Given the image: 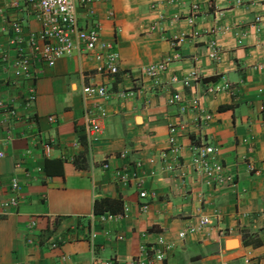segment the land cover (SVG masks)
<instances>
[{
  "label": "crops",
  "instance_id": "0c3cea01",
  "mask_svg": "<svg viewBox=\"0 0 264 264\" xmlns=\"http://www.w3.org/2000/svg\"><path fill=\"white\" fill-rule=\"evenodd\" d=\"M75 13L80 28L97 25L100 38L113 43L118 73L97 74L90 54L81 52L52 67L33 61L31 82L13 75L16 47L9 41L13 23L22 39L39 30L36 10L24 0H0V100L15 112L9 117L0 109V210L6 211L0 216V264H92V258L130 264L156 237L172 244L162 264H264V66L258 68L264 65V0H75ZM211 39L221 50L218 62L206 57ZM165 59L166 70L156 78L143 74ZM190 72L198 81L184 87L181 80ZM220 80L232 95L203 92L204 83ZM87 84L109 91L99 101L106 112L103 131L88 148L80 140V88ZM29 86L35 100L25 105ZM173 93L185 102L198 97L210 120L195 122L192 112L168 105ZM169 126L176 128V157L169 152ZM44 142L50 144L47 155ZM199 143L217 147L221 173L232 177V185H206L191 170V148ZM174 158L179 168L164 169ZM133 161L142 164V188L153 193L147 200L138 198L132 182L114 181L113 171ZM12 178L20 186L18 201L6 207ZM101 198L120 201L122 218L99 222L107 213L94 215L92 204ZM199 215L211 223L179 239ZM90 223L96 233L92 255ZM231 239L235 247L228 246Z\"/></svg>",
  "mask_w": 264,
  "mask_h": 264
},
{
  "label": "built area",
  "instance_id": "2783aa9c",
  "mask_svg": "<svg viewBox=\"0 0 264 264\" xmlns=\"http://www.w3.org/2000/svg\"><path fill=\"white\" fill-rule=\"evenodd\" d=\"M36 10V19L39 23V30L36 33L27 35L22 39L21 30L17 23L12 24V36L9 41L11 45L16 47V57L12 64L13 75L19 76L27 81L33 82L36 73L32 68L33 61L44 64L46 67H52L54 62L59 58L71 56L72 54H79L85 52L90 54L92 60L96 63L95 72L102 76L112 77L118 73V55L114 50L112 42L104 41L100 38L99 28L94 25L90 28H80L77 23L75 13V0H24ZM86 0H79L84 3ZM193 11L197 9L196 5L191 8ZM254 21H258L255 18ZM255 27V26H253ZM215 32L213 31L212 34ZM195 36L196 33L191 34ZM179 41V39H178ZM171 47L176 46L175 38L170 42ZM206 57L209 60L218 62L221 57V50L216 44L215 40L211 39L205 46ZM168 59L157 63L150 64L143 69V74L149 78H156L160 73L166 70ZM264 65H259L262 68ZM172 82H176V78L172 77ZM198 76L195 72H190L182 80L181 84L188 87L190 82H197ZM203 92L209 95L226 92L232 95V91L226 81H215L204 83ZM109 95V91L104 85H82L80 88V97L82 101V144L86 148L90 147L91 142L97 140L103 131V122L106 117L104 108L99 104V101L105 100ZM35 100V93L32 86L27 87L24 104L30 105ZM168 105H177L180 113L190 111L193 113L194 121L210 120V115L205 113L199 106V98L193 96L188 102L183 101V98L178 93H173L167 99ZM0 109L5 116L13 117L15 112L9 103L0 100ZM262 110V107L259 108ZM46 120L50 123L55 121L53 115L47 116ZM176 128L169 126L168 128V144L169 152L174 157L178 152V146L175 144ZM41 148L45 155L50 150L49 142L41 144ZM217 147L212 144L199 143L191 148V155L188 166L191 170L200 175L206 185L222 186L223 184L232 185L234 183L230 175H222V166L216 158ZM126 152H119L117 157L120 160L126 158ZM2 153L0 152V157ZM164 160V155L161 156ZM173 162L165 165L166 170L172 171L178 167L176 158ZM246 168L253 174H258V170L253 167L251 162L246 159ZM148 164H152V159H149ZM103 170H107L106 163L101 164ZM142 164L140 161H133L130 165L121 166L113 171L114 181L120 186H127L131 182L137 190V196L141 200L151 198L153 193H147L142 188L143 173ZM153 171L149 174L152 175ZM9 190L12 198L5 204V206L15 207L17 205L18 193L20 186L18 182L12 178L9 182ZM141 211H145L147 203L142 202L139 206ZM5 208L1 207L0 216H5ZM122 213L118 214H102L98 221H112L121 219ZM211 223L207 216L199 215L195 218V222L189 224L186 228L178 232L179 239L185 237L187 234H193L197 230L208 226ZM34 222L27 224L28 231H32ZM108 236L107 232H104ZM88 242L91 255L94 249V239L96 233L89 225ZM114 239L121 240L122 236L116 235ZM28 243L30 241L28 240ZM172 244L165 242L162 237H156L148 242L141 249L138 256L130 260V264H162L165 254L170 251ZM92 264H96V259L92 258ZM249 264V262H246ZM102 264H112L111 260L104 261Z\"/></svg>",
  "mask_w": 264,
  "mask_h": 264
},
{
  "label": "trees",
  "instance_id": "16d2710c",
  "mask_svg": "<svg viewBox=\"0 0 264 264\" xmlns=\"http://www.w3.org/2000/svg\"><path fill=\"white\" fill-rule=\"evenodd\" d=\"M82 140V136L80 137ZM46 172V170H45ZM118 214L122 213V204L118 200L109 199V198H101L99 200H94L92 204V213L94 215L102 214Z\"/></svg>",
  "mask_w": 264,
  "mask_h": 264
},
{
  "label": "water",
  "instance_id": "95a60500",
  "mask_svg": "<svg viewBox=\"0 0 264 264\" xmlns=\"http://www.w3.org/2000/svg\"><path fill=\"white\" fill-rule=\"evenodd\" d=\"M228 246L229 247H235V240H233V239L229 240Z\"/></svg>",
  "mask_w": 264,
  "mask_h": 264
}]
</instances>
